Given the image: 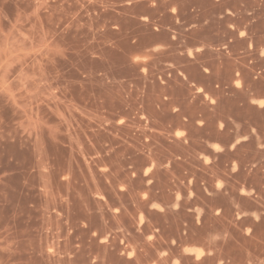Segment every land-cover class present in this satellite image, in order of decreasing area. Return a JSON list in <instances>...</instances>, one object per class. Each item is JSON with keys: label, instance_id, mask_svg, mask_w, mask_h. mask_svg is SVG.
Wrapping results in <instances>:
<instances>
[{"label": "rangeland", "instance_id": "obj_1", "mask_svg": "<svg viewBox=\"0 0 264 264\" xmlns=\"http://www.w3.org/2000/svg\"><path fill=\"white\" fill-rule=\"evenodd\" d=\"M194 6L259 19L178 81L150 0H0V264H264V0Z\"/></svg>", "mask_w": 264, "mask_h": 264}, {"label": "crops", "instance_id": "obj_2", "mask_svg": "<svg viewBox=\"0 0 264 264\" xmlns=\"http://www.w3.org/2000/svg\"><path fill=\"white\" fill-rule=\"evenodd\" d=\"M198 1L207 2L211 0H176V3H172V0H150V45L146 48L150 49V51L178 50V52L182 54V56H178L180 60L169 62V66L176 70V73L168 72L167 74L169 77L173 76V80L181 81L182 78L179 76L185 77L187 75L186 71L192 69L189 67L188 63L196 65V63L190 61V57H193L195 61L200 63L207 71H211L210 65L212 62L204 56H198V51L206 49L207 47H214L217 49L214 67L216 73H220L225 65L224 55L226 51L234 48L238 39L246 44L244 53L247 47L251 46V26L259 19L253 11L247 10L246 15L245 13L243 15H238L233 10H227L228 15L226 13L222 14L225 23L216 28L207 25V10L194 6ZM164 2H166V5L162 7ZM182 3H187L185 9L180 7ZM240 20L241 24L239 23ZM203 33L213 37L216 41L211 44L204 40L202 38ZM140 50L143 49L141 48ZM188 51H191V55L188 54ZM140 54H142V52ZM243 57L247 59L249 53H246ZM244 58H240L241 60H239V62L235 59L229 61L234 72L227 77L228 86L235 88V85L233 86L232 84L241 80L239 78L241 74L240 65L244 62ZM169 80L171 79L167 81ZM164 82L165 81H163V83ZM203 88L201 87V89ZM215 91L217 93L219 92L217 90Z\"/></svg>", "mask_w": 264, "mask_h": 264}]
</instances>
